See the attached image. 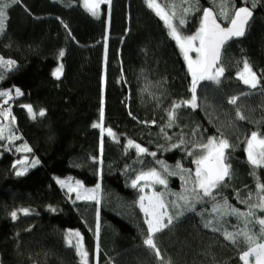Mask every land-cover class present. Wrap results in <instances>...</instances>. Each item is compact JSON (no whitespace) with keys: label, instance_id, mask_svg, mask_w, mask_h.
<instances>
[{"label":"trees","instance_id":"1","mask_svg":"<svg viewBox=\"0 0 264 264\" xmlns=\"http://www.w3.org/2000/svg\"><path fill=\"white\" fill-rule=\"evenodd\" d=\"M157 1L186 20L179 26L184 34L198 29L203 9L219 13L223 4ZM148 3L108 0L97 17L86 10L84 0H20L7 9L0 57L15 61V66L4 71L0 91L13 89L14 101L5 104V97L0 98V113L10 110V120L0 116L19 139L0 140V264H80L76 250L67 244L69 232L81 234L89 264H97V226L98 264H243L239 257L249 247L244 238L233 243L223 231L205 224L214 203L226 200L247 212L264 195L257 191V184H264V168L254 169L246 153L250 134H264V0L228 4L229 16L234 8L252 9L247 34L225 46L220 83L201 81L197 107H181L171 127L167 113L173 102L191 99V75L169 28ZM218 19L229 24L223 16ZM245 60L260 80L256 89L238 78ZM60 65L62 74L56 78L53 72ZM16 88L23 95L16 97ZM233 96L239 97L235 105L228 102ZM101 109L103 128H111L117 139L92 127L100 122ZM237 111L245 119H238ZM221 135L232 146L227 161L231 177L215 200L197 202L199 197L190 195L193 182L187 171L194 172L193 161L201 155L194 146ZM129 140L147 152L137 155ZM25 145L32 163L17 175L14 165L23 154L17 149ZM33 161L38 163L33 166ZM164 166L176 174L166 175L167 185L155 184V191L164 194L166 203L189 195L195 210L154 236L157 256L143 243L147 225L137 203L141 192L131 183L141 172ZM67 176L86 187L101 182V200L76 199L55 180ZM250 194L249 204L240 203ZM22 209L28 214L13 219L11 213ZM178 210L184 211L168 208L173 216ZM228 216L226 231L245 230L244 218ZM255 217L264 219V211L255 209ZM246 230L258 237L260 226L251 220Z\"/></svg>","mask_w":264,"mask_h":264},{"label":"snow or ice","instance_id":"2","mask_svg":"<svg viewBox=\"0 0 264 264\" xmlns=\"http://www.w3.org/2000/svg\"><path fill=\"white\" fill-rule=\"evenodd\" d=\"M20 0H0V34H3L6 28V11L12 6V4L19 3ZM108 0H84V7L86 10L94 17L99 15V8L101 3H107ZM231 0H223V4L220 8L219 13H216L213 9H203L202 18L200 21V27L197 32L191 36L182 37L180 34L179 26L186 23L185 19L175 20V13L165 10L160 4L156 3L155 0H149L148 7L152 8L156 15L160 16L166 23L170 30V35L178 44L180 50L183 53V57L187 62V68L191 75V99L182 100L180 102H173L170 110L168 111V127H171L177 118L176 113L181 107H191L195 109L197 107V87L201 81H211L215 84L220 83V78L224 75L225 69L220 66L221 60V48L226 44V42L232 38H238L245 35L246 25L252 16V12L247 7L234 8L232 10L231 16L228 14V4ZM174 7V6H173ZM188 8H183V12L187 13ZM218 16H223L225 19L229 20L228 27H222L221 23L218 22ZM195 53V57L190 55V53ZM63 57L64 52L61 51L59 54ZM243 63L242 71L238 72V78L244 85L249 86L251 89H256L260 84L255 72L252 71L249 63L245 60ZM15 66V61L8 59L5 60L0 57V79L4 77V71L10 70ZM63 66L60 65L55 69L53 75L59 78L62 74ZM13 89L6 91H0V98L7 97L4 101L8 104L13 98L11 93ZM15 95L20 96L23 93L20 89H14ZM239 97L233 96L229 99V103L235 105ZM30 116L35 119L37 114L33 112L32 106H26ZM4 118L10 117V110L0 113ZM39 116L45 115V110L41 109L38 113ZM237 118L240 120L245 119V117L237 111ZM14 120V117H11ZM153 123H155L153 121ZM94 128L102 129V132L106 131L109 137L117 139L115 133L111 128H103V109L100 113V122L94 123L92 125ZM4 127L0 126V140L4 139H19L12 135L11 130H9V135L6 137L4 135ZM163 131V129H162ZM184 141H181L183 143ZM246 153L247 160L253 166L254 169L264 168V134L257 133L253 131L250 136L246 139ZM129 148H135L137 150V155H141L147 152V149L141 147L139 144H135L132 140L128 141ZM173 147H179V145H173ZM195 150L201 152V155L193 161L195 164V170H187L189 177L192 179L193 188L191 194L194 197H199L197 202H200L205 197H212L215 200V193L226 184V178L231 177V165L227 162L229 159V151L231 145L228 140L223 138V136H213L208 137L207 143H202L195 145ZM23 150L25 152H30L31 149L25 145L23 149H17V151ZM150 155L155 156V153H150ZM188 155H194L193 151H190ZM96 159V158H94ZM25 161H17V165L23 164ZM38 161H33V166ZM162 163V162H157ZM16 167V165H14ZM177 168H180V164L177 163ZM27 171V168L22 170H17V175H23ZM176 173H170L167 166L162 167L161 171H157L155 168L148 172H141L132 181L131 187L138 188L141 195L138 198V206L142 210L145 216V223L147 225V238L143 241L145 246L150 249L155 250L156 255L159 256L160 252L154 242V236L161 232L162 230L173 225L174 221H178L184 213L191 212L195 210V204L189 198V195L180 194L177 197V201H183V205H180L177 201H171L166 203L164 200L163 193L152 192L151 195L144 194V188L150 187L152 184L167 185L166 175H175ZM183 179V177H182ZM145 182L141 184V182ZM57 183L68 188L69 193H76V199L78 200H97L96 192H98L100 185L97 184L94 189H85L80 181L75 182V187L71 183H66L63 180H58ZM187 183V181H185ZM82 189V191H81ZM258 193H264V184H257ZM251 199V194L249 199L242 200L240 203L249 204ZM181 208L184 211H177L175 216L169 214L168 208ZM261 209L264 211V195H259L258 203L249 205L247 212H241L239 209L228 205L225 200L223 204L214 203L212 211L217 214L218 217H223L226 215L236 216L244 218L243 222L245 225V230L238 231H224L221 227H217L214 231H223L224 238L228 241L236 243L240 237L249 245L248 249L243 252L239 257L243 264H250L249 258H253L254 264H264V219H256L255 209ZM54 210V209H53ZM25 215L28 214V209L22 210ZM13 219H16L17 213L14 211L11 213ZM166 220V223H165ZM251 220H255L260 226V230L257 235H249L246 230L248 224ZM211 221L205 224L208 227ZM75 236V242L72 237ZM96 256L98 264L99 256V226L96 228ZM67 244L76 250L77 255L80 258V264H89V253L83 245V237L79 232H69L66 237Z\"/></svg>","mask_w":264,"mask_h":264},{"label":"rangeland","instance_id":"3","mask_svg":"<svg viewBox=\"0 0 264 264\" xmlns=\"http://www.w3.org/2000/svg\"><path fill=\"white\" fill-rule=\"evenodd\" d=\"M155 2L156 3H158V4H160L161 5V3L160 2H158L157 0H155ZM162 6V5H161ZM163 7V6H162ZM166 10V9H165ZM167 11V10H166ZM169 12V11H168ZM169 13H171V12H169ZM179 19H183V18H176L175 17V20L176 21H178ZM164 21V20H163ZM165 22V21H164ZM166 24V23H165ZM200 27V26H199ZM199 27H198V29H199ZM197 29V30H198ZM180 30V29H179ZM197 30L196 31H194L193 33H190V34H184V33H182V31L180 30V34H181V36L182 37H187V36H191V35H193V34H195L196 32H197ZM170 31V30H169ZM182 52V51H181ZM183 54V53H182ZM190 55H192L193 57H195V53L193 52V53H190ZM186 62V61H185ZM186 65H187V62H186ZM16 96V95H15ZM12 97H13V95H12ZM17 97V96H16ZM7 99V97H5V100ZM12 101H14V99L12 98L10 101H9V103H12ZM5 111H8V110H5ZM7 119H9L10 120V117L9 118H7ZM0 126H3L4 127V129H5V131H4V135L7 137L8 135H9V130H10V128H9V123H8V120H5V119H3V117L2 116H0ZM21 149H23V147L21 148ZM22 152H23V154L19 157V159L17 160V161H19V160H22V161H25V163H23V164H19V165H17V162L15 163V165H16V167H15V169H16V172H17V170H22V169H24V168H27V170L29 169V165H30V163H32V159H31V157L29 156V155H27L26 153L27 152H25V151H23V150H21ZM20 151V152H21ZM25 173V172H24ZM56 182L58 181V180H63V181H65L66 183H71V185L73 186V187H75V182L76 181H80V180H78L77 178H74V177H72V176H67V177H56ZM81 182V181H80ZM191 182V181H190ZM145 182H141V184H144ZM81 184L83 185V188H85V189H94L95 187H86L82 182H81ZM58 185L60 186V187H62L63 189H66L67 191H68V188L67 187H65V186H62L61 184H59L58 183ZM99 185H100V188H99V190H98V192H96V195H97V200H91V201H100L101 200V182L99 183ZM164 186V185H163ZM155 184H152L150 187H145L144 188V194L145 195H151L152 194V192L153 191H155ZM81 191H82V189H81ZM155 192H157V191H155ZM69 193V192H68ZM158 193V192H157ZM70 194H73L75 197H76V193L75 192H73V193H70ZM258 200H259V198L256 200V203H258ZM255 203V204H256ZM23 210V209H22ZM22 210H18V211H16V213L17 214H21V213H23V211ZM257 210H261V209H259V208H257ZM24 214V213H23ZM207 216H209L210 218L209 219H207V220H210L211 221V226L212 227H215V228H217V227H221L224 231H226L227 230V224H226V220H225V217L223 216L222 218L221 217H218L217 216V214L215 213V212H213V211H211L210 212V214L209 215H207ZM229 216H231V215H229ZM229 216H228V218H229ZM75 233V232H74ZM72 239L73 240H75L76 239V237L75 236H73L72 237ZM249 260H250V264H254V260H253V258H249Z\"/></svg>","mask_w":264,"mask_h":264},{"label":"water","instance_id":"4","mask_svg":"<svg viewBox=\"0 0 264 264\" xmlns=\"http://www.w3.org/2000/svg\"><path fill=\"white\" fill-rule=\"evenodd\" d=\"M101 4H102V3H101ZM242 7H247V8H249V10L252 12V16H251V18L249 19L248 24L246 25L245 35L242 36V37H238V38H232V39H230V40H228V41L226 42V44L221 48V60H220V64H221V62H222V57H223V52H224L225 46H226L227 44H229L230 42H232L233 40H240V39H243V38L246 36L247 31H248V28H249V25H250V23H251V21H252V19H253V11H252V9H251L250 7H248V6H242ZM209 8H211V7H207L206 9H209ZM211 9H213V8H211ZM213 10H214V9H213ZM214 11H215V10H214ZM218 22L221 23V21H220L219 19H218ZM221 26H222V27H228L229 24H228V25H224L223 23H221Z\"/></svg>","mask_w":264,"mask_h":264}]
</instances>
